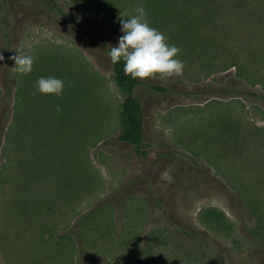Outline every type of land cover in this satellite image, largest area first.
Returning <instances> with one entry per match:
<instances>
[{
  "label": "rangeland",
  "instance_id": "obj_1",
  "mask_svg": "<svg viewBox=\"0 0 264 264\" xmlns=\"http://www.w3.org/2000/svg\"><path fill=\"white\" fill-rule=\"evenodd\" d=\"M137 5L184 63L134 88L140 152L118 139L108 57ZM20 52L34 64L8 98ZM0 55V264H210L181 227L264 264V0H0Z\"/></svg>",
  "mask_w": 264,
  "mask_h": 264
},
{
  "label": "clouds",
  "instance_id": "obj_2",
  "mask_svg": "<svg viewBox=\"0 0 264 264\" xmlns=\"http://www.w3.org/2000/svg\"><path fill=\"white\" fill-rule=\"evenodd\" d=\"M134 15L125 12L119 19L120 32L116 46H111L108 57L112 64L123 61V73L131 79L144 80L159 76L171 78L183 73L184 63L178 59L180 49L171 45L168 38L158 29L151 26L143 6L135 7ZM14 61L11 71L20 76L28 75L32 71L34 57L31 54L20 52L10 56ZM0 55V61H3ZM64 81L56 77H38L35 82L36 92L42 95L61 96L63 94ZM35 95V93H33ZM57 113L62 111L56 105Z\"/></svg>",
  "mask_w": 264,
  "mask_h": 264
},
{
  "label": "trees",
  "instance_id": "obj_3",
  "mask_svg": "<svg viewBox=\"0 0 264 264\" xmlns=\"http://www.w3.org/2000/svg\"><path fill=\"white\" fill-rule=\"evenodd\" d=\"M62 15L78 25L77 19L70 15L69 13H64L62 8L58 4H54ZM110 50V48H109ZM11 61L7 58L6 67L7 70V95L10 98L13 95L10 82L11 74ZM112 64V63H111ZM114 70V77L118 87L125 93V97L121 102V131L118 134V139L123 142L132 144L137 152H140V148L144 145V130H143V107L141 100L134 95V88L136 85L141 83L140 79L133 80L129 76H125L123 73V61L112 64ZM153 88H160L156 85H152ZM8 125L0 131V153L3 144V139L6 133ZM238 201V199H235ZM241 208V207H239ZM246 215V214H245ZM252 220L251 218H249ZM254 220V218H253ZM256 225H259L256 222ZM179 231L184 234L189 242L191 243L193 249L203 256L210 264H230L227 256L225 255L223 249L216 248L215 244L202 232L196 229L179 228ZM87 253L80 251L77 259L79 261H85L87 259ZM89 256V255H88Z\"/></svg>",
  "mask_w": 264,
  "mask_h": 264
},
{
  "label": "crops",
  "instance_id": "obj_4",
  "mask_svg": "<svg viewBox=\"0 0 264 264\" xmlns=\"http://www.w3.org/2000/svg\"><path fill=\"white\" fill-rule=\"evenodd\" d=\"M144 130V129H143Z\"/></svg>",
  "mask_w": 264,
  "mask_h": 264
}]
</instances>
